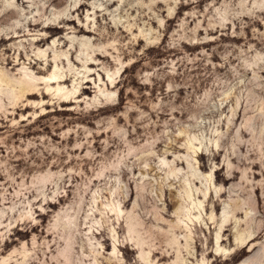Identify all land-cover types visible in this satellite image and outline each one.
Masks as SVG:
<instances>
[{
  "label": "rangeland",
  "instance_id": "1",
  "mask_svg": "<svg viewBox=\"0 0 264 264\" xmlns=\"http://www.w3.org/2000/svg\"><path fill=\"white\" fill-rule=\"evenodd\" d=\"M0 79V264H264V0H0Z\"/></svg>",
  "mask_w": 264,
  "mask_h": 264
},
{
  "label": "bare ground",
  "instance_id": "2",
  "mask_svg": "<svg viewBox=\"0 0 264 264\" xmlns=\"http://www.w3.org/2000/svg\"><path fill=\"white\" fill-rule=\"evenodd\" d=\"M262 12V11H261ZM122 68H123V64L122 62H119V66L115 67L114 70L112 71H108L107 72V77H108V81H109V85L110 86H114L115 85V78L120 76L121 72H122ZM26 74V77L28 78V81H31L32 83L30 84L32 86V88L30 89H35L36 86H35V82H39V83H46V90L47 91H50V92H53L54 94L56 93H68V90L64 91V86L60 84V77L57 75V72L54 70L52 71L50 74L48 75H35V74ZM0 81L2 82V79H0ZM52 83H55V85H51ZM108 84V83H107ZM21 92H23L21 90ZM23 94V93H22ZM105 100L107 101H110L111 99L108 98V97H105ZM245 130H241V133L242 134ZM220 149H217V152H219ZM202 155V153L200 154ZM242 178H244L245 180H248L249 177L246 176V172L245 170H243L242 172V175H241ZM192 209L193 207L192 206H187L186 208V213H185V222H184V225L186 228L189 227L190 224H193L194 221H195V218H196V215L194 212H192ZM225 224V219H223L219 225L220 228H222V226ZM129 229L133 232H137V230L134 228L133 225L130 224V227ZM185 237V236H184ZM236 239L241 243H246L247 239L246 238H241V236H236ZM254 238L250 239L248 242H247V245L252 242ZM185 242H187V236L185 237ZM143 241L141 239H137V244L138 245H142ZM170 245L171 244H174L176 245V253L178 252L179 250V244H180V240L178 238L177 235H175V233L172 234V236L169 238V242H168ZM216 243H218V238L216 237ZM223 251H225V248H223ZM254 249V247L252 248V250ZM61 254H63L61 252ZM262 256V253L257 251L255 254H253L251 257L249 258H246V259H243L241 260L240 262H238V264H255V263H259V264H262V262L260 261V258ZM179 258V255L178 253L176 254V262L178 261ZM147 264H152L150 262H147Z\"/></svg>",
  "mask_w": 264,
  "mask_h": 264
}]
</instances>
